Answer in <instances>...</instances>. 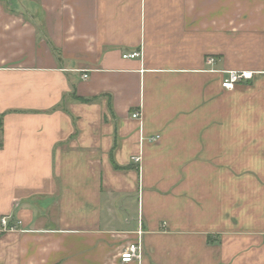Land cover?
Wrapping results in <instances>:
<instances>
[{
	"label": "crops",
	"instance_id": "1",
	"mask_svg": "<svg viewBox=\"0 0 264 264\" xmlns=\"http://www.w3.org/2000/svg\"><path fill=\"white\" fill-rule=\"evenodd\" d=\"M139 239L126 264H264V0H0V264Z\"/></svg>",
	"mask_w": 264,
	"mask_h": 264
},
{
	"label": "built area",
	"instance_id": "2",
	"mask_svg": "<svg viewBox=\"0 0 264 264\" xmlns=\"http://www.w3.org/2000/svg\"><path fill=\"white\" fill-rule=\"evenodd\" d=\"M141 56L140 52H134L129 55H125L124 58H139ZM254 77V72L251 71H230L227 73V77L223 81V88L225 90H232L234 89L235 85L243 82L251 80ZM83 79L87 78V75H84L82 77ZM134 119H139L140 114L138 112L133 114ZM134 161L138 163L140 161L139 158H134ZM1 225L4 228V230H11L15 231L16 226H9L8 218L4 217L1 220ZM143 256V244L141 239H139L137 242L130 244L127 246L123 252L120 255V260L122 263H132L135 261H140Z\"/></svg>",
	"mask_w": 264,
	"mask_h": 264
}]
</instances>
